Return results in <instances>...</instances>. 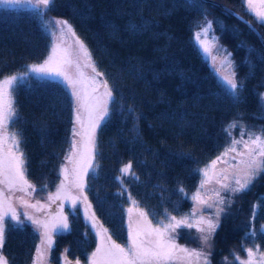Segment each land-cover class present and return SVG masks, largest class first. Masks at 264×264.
Listing matches in <instances>:
<instances>
[{
	"label": "trees",
	"instance_id": "16d2710c",
	"mask_svg": "<svg viewBox=\"0 0 264 264\" xmlns=\"http://www.w3.org/2000/svg\"><path fill=\"white\" fill-rule=\"evenodd\" d=\"M218 2L249 18L264 36V25L247 11L244 0H55L47 12V17L69 20L113 89L108 115L96 130L95 167L86 176L85 191L97 221L115 241L127 240V191L154 224L164 219L165 209L190 213L201 166L241 131H264V45L253 28ZM205 17L232 53L243 83L237 98L195 42L193 31ZM51 33L30 5L0 2V77L42 60ZM14 94L18 119L10 130L22 134L26 175L36 185L33 196L42 198L62 177L73 139L74 98L62 80L33 73L18 80ZM233 122L237 127H229ZM124 161L131 162L138 179L124 176L122 184L117 178ZM231 199L210 239V264H240L235 257L247 259L244 248L264 250V174L250 191ZM62 212L69 229L53 234L49 262H86L97 244L96 230L78 206L64 205ZM250 222L256 232L251 237ZM174 235L202 247L196 228L181 227ZM39 242L29 221H9L1 250L9 264H31Z\"/></svg>",
	"mask_w": 264,
	"mask_h": 264
},
{
	"label": "snow or ice",
	"instance_id": "6c2138e0",
	"mask_svg": "<svg viewBox=\"0 0 264 264\" xmlns=\"http://www.w3.org/2000/svg\"><path fill=\"white\" fill-rule=\"evenodd\" d=\"M6 2L30 5L36 10L45 27L58 28L61 36L70 35L74 40L71 45L64 40H61L60 44H53L48 57L42 63L31 65L27 71L0 78V249L4 244L6 223L12 221L15 225H22L24 222L18 208L24 209L23 216L32 222L39 233L40 242L35 248L33 264H44L45 256L53 245V234L69 229L68 218L62 211L47 214L46 204H42L39 199L32 202V194L37 189L26 175V158L20 148L22 134L10 130V125L18 119L15 86L19 79L28 77L30 71L37 75L61 77L71 89L74 98L75 125L78 127L74 126L72 129L73 139L68 155L64 157L71 168L68 165L61 166L60 175L63 179L56 186V191L48 194L47 201H60L61 204L70 201L73 207L77 202L85 204V216L92 222L93 228L98 229L96 236L99 238L95 251L88 257L89 264H174L176 261H181L182 264H199L201 260L203 264H210L203 249L180 246L176 243L174 233L181 227L196 228L201 233L202 244L210 247L209 241L219 226L220 215L224 212L223 206L226 203L231 204V198L250 191L254 181L264 174V131L259 133L241 131L239 139L232 138L224 151L200 170L203 178L192 196L200 207L189 215L177 219V216L165 209L164 219L153 225L149 213L140 208L129 193L128 199L133 207L127 210L129 214L127 244L122 246L112 239L107 228L98 225L94 212L89 216L91 204L87 202L84 192L85 177L89 170L95 167L93 160L96 153V130L108 115V105L114 99L113 89L106 79H98L103 73L97 70L91 53L83 41L76 37L71 24L64 19H48L47 12L53 7L55 0H6ZM244 3L255 20L264 25V0H244ZM245 23L252 28L251 22ZM212 25L213 21L205 17L204 24L195 32V42L202 52L210 57L214 71L232 96L237 98L243 83L237 79L235 64L231 59L232 53L219 44V38L214 33L209 38L210 32H213ZM52 34L56 35L55 32ZM257 36L264 43V36H260L259 33ZM213 50L220 55L219 62ZM249 52H255V49L249 48ZM261 58L264 59V56ZM86 69L90 72H86ZM260 98L264 102V93L260 94ZM229 127H237L236 122ZM76 137H80V140ZM218 163L226 167L217 170ZM119 171L121 176L117 179H120L122 184L124 176L131 175L138 179L132 171L131 162L124 164ZM213 181L219 188H213L212 194L208 195L206 185ZM45 187L46 185H41L42 189ZM179 191L184 190L180 188ZM222 192L225 195H222ZM261 203L264 204V201ZM133 208L136 209L135 220L132 215ZM201 208H214V216H204ZM30 209L33 211L29 212ZM255 218L256 206H253L251 220ZM248 227L250 230L247 235L255 236L256 232L252 230L251 222ZM260 230L264 231V225H261ZM243 250L247 253V259L235 257L240 264H264V251H261L259 245ZM0 264H8L2 251ZM76 264H79V261Z\"/></svg>",
	"mask_w": 264,
	"mask_h": 264
},
{
	"label": "rangeland",
	"instance_id": "374dc122",
	"mask_svg": "<svg viewBox=\"0 0 264 264\" xmlns=\"http://www.w3.org/2000/svg\"><path fill=\"white\" fill-rule=\"evenodd\" d=\"M0 2H2V3H8V2H6V0H0ZM9 4H13V3H9ZM14 4H19V3H14ZM21 5H28V4H21ZM253 17V16H252ZM49 19H51V18H58V19H64V20H67L68 22H69V20L67 19V18H65V17H62V16H57V15H50L49 17H48ZM254 18V17H253ZM205 22V21H204ZM204 22L202 23V24H204ZM252 22V21H251ZM69 24H70V22H69ZM201 24V25H202ZM255 25V24H254ZM200 30V26H199V28L198 27H196L195 29H194V31H193V36L195 35V32L196 31H199ZM53 32H55L56 33V35H53L52 33ZM52 33H51V45H50V48H49V51H48V53H47V55L42 59V60H39V61H35V62H31V63H29L28 64V66H27V68L24 70V71H27L28 69H29V67L31 66V65H33V64H39V63H42L47 57H48V55L51 53V49H52V46H53V44H60L61 43V40H64V41H66V43L67 44H69V45H71L72 43H73V40H74V38H72L70 35H68V36H61V33L59 32V29L58 28H53L52 27ZM213 34V32H210V34H209V38L211 37V35ZM77 37V36H76ZM219 44L220 45H223V47L225 48V49H227L226 48V45H224L223 43H221L220 41H219ZM199 47V46H198ZM199 49H200V47H199ZM201 50V49H200ZM228 51V50H227ZM201 52H202V50H201ZM203 53V52H202ZM204 54V53H203ZM213 54L214 55H217V57H218V62H219V60H220V55L218 54V53H216L215 52V50H213ZM205 55V54H204ZM206 56V55H205ZM207 58H208V60H209V62H210V64L212 65V61H211V59H210V57L209 56H206ZM232 59V58H231ZM23 71V72H24ZM86 72H90V70H88V69H86L85 70ZM28 73H32V72H28ZM11 74H17V73H9V74H5V75H3V76H1L0 78H3L4 76H8V75H11ZM33 74H36V73H33ZM43 76V75H42ZM50 77H54V76H50ZM55 78H58V79H60V80H62L63 81V79L61 78V77H55ZM98 79H103V77H98ZM64 82V81H63ZM74 126H76L75 125V119H74ZM76 127H78V126H76ZM234 138H236V139H239L240 138V135H238V136H235ZM245 138H247V137H245ZM76 139L77 140H80V137H76ZM225 149V148H224ZM224 149L220 152V153H218L215 157H213L211 160H213V159H215L218 155H220L223 151H224ZM211 160H209L208 162H206L205 164H203L202 166H201V168H200V170L201 169H203L207 164H209L210 162H211ZM94 161H95V158H94V160H93V165H94ZM128 162H130V161H124L122 164H121V166H120V168L124 165V164H126V163H128ZM64 165H68V167L69 168H71V165L68 163V161L66 160L65 161V163H64ZM224 167H226V165H224V164H222V163H218V165H217V170H219L220 168H224ZM210 175H211V173H210ZM118 176L120 177L121 176V173H120V171H119V173H118ZM203 178V175H202V172L200 171V178H199V182H198V185H197V187L191 192V196H193V194L196 192V190H197V188L199 187V185H200V180ZM61 179H63V176L61 177ZM85 179H86V177H85ZM30 181V180H29ZM32 183V182H31ZM213 188H219V185H217L214 181L212 182V183H210V184H208V185H206V189L208 190V195H211L212 193H211V190L213 189ZM56 191V189L53 191H49V192H47L45 195H43L42 196V198L40 197V198H36V197H34L33 196V194H32V202L34 203L35 202V200H37V199H39L40 201H41V203L42 204H46V208H45V213H47V214H55L57 211H62V209H63V207H64V205H67V206H69L71 209H75L76 208V206H78L79 207V209L81 210V212H82V215H83V217H84V219L87 221V223L88 224H90V225H92V222L85 216V204L84 203H81V202H77V204L75 205V207H73V205H72V203L70 202V201H65V202H63V204H61V202L60 201H56V202H48L47 201V196H48V194L49 193H54ZM84 192H85V195L87 196V194H86V191L84 190ZM127 194H129V192L127 191ZM17 195H19V193L17 194ZM222 195H225V193H223L222 192ZM132 196V195H131ZM193 200V199H192ZM87 202L88 203H90L89 202V200H88V198H87ZM129 207H133V205H132V203H131V201L128 199V202H127V205H126V221H127V231H128V218H129V214H128V208ZM198 207H200V206H198L197 204H196V202L193 200V205H192V209H191V211H190V213H187V214H181V215H178V214H172V215H175V216H177V219H179V218H181V217H183V216H185V215H189V214H191L192 212H193V210L194 209H197ZM141 208V207H140ZM143 209V208H142ZM18 211L21 213V219L23 220V221H29L31 224H32V222L30 221V220H28V219H26L24 216H23V212H24V209L23 208H18ZM33 210H29V212H32ZM201 211L203 212V215L204 216H214V212H215V209L214 208H201ZM92 212H94L93 211V209H92V207H91V210L89 211V216L91 215V213ZM39 215V214H38ZM133 220H135V218H136V209L135 208H133ZM98 225H100V223L98 222ZM153 225H155L154 223H153ZM34 226V225H33ZM35 227V226H34ZM105 228V227H104ZM96 231L98 230L97 228H94ZM201 236V233H199V237ZM113 239V238H112ZM114 240V239H113ZM99 243V238L97 237V244ZM116 243H118V244H121L122 246L123 245H126L127 244V240H126V242H124V243H121V242H118V241H116ZM176 243L177 244H179L180 246H183V247H187V248H189V249H197V250H200V249H203V251L208 255V259H209V250H210V247H205L203 244H202V247L201 248H196V247H194V246H191V245H188V244H186V243H184V242H181V241H179V240H177L176 239ZM97 244H96V246H97ZM209 244H211L210 243V241H209ZM96 246H95V248H96ZM95 248L91 251V253L93 252V251H95ZM0 251H2L1 249H0ZM261 251H264V250H261ZM3 252V251H2ZM91 253L89 254V256L91 255ZM3 255L5 256V254L3 253ZM88 256V257H89ZM6 257V256H5ZM209 261H210V259H209ZM9 264V263H8ZM31 264H33V262L31 263ZM44 264H51L50 262H49V259H48V253L46 254V256H45V261H44ZM60 264H73L72 262H68L66 259L64 260V259H62L61 258V263ZM74 264H76V262H74ZM79 264H89V260L87 259V261L86 262H79ZM174 264H182V262L181 261H176V262H174ZM199 264H203V260H201L200 262H199Z\"/></svg>",
	"mask_w": 264,
	"mask_h": 264
},
{
	"label": "water",
	"instance_id": "95a60500",
	"mask_svg": "<svg viewBox=\"0 0 264 264\" xmlns=\"http://www.w3.org/2000/svg\"><path fill=\"white\" fill-rule=\"evenodd\" d=\"M212 1L217 2V0H212ZM218 3H220V4H221L224 8H226L227 10L231 11L232 13H234V14H235L236 16H238L240 19L242 18V20H244V21H249V22H251V20H250L249 18H247L246 16H244V15H243L242 13H240L239 11L233 9V8L230 7L229 5L224 4V3H221V2H218ZM251 24H252V28L254 29V31H255L256 33H259L260 36H262L261 32H260L259 29L254 25V23L251 22ZM262 44L264 45V43H262Z\"/></svg>",
	"mask_w": 264,
	"mask_h": 264
}]
</instances>
